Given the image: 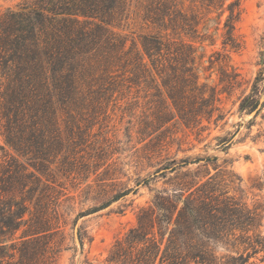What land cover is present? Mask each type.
Wrapping results in <instances>:
<instances>
[{
    "label": "trees",
    "instance_id": "obj_1",
    "mask_svg": "<svg viewBox=\"0 0 264 264\" xmlns=\"http://www.w3.org/2000/svg\"><path fill=\"white\" fill-rule=\"evenodd\" d=\"M126 1L28 0L0 16V71L4 93L12 97L8 101L12 110L7 109L9 114L4 117L9 128L5 139L14 151L50 162L49 158L62 152L66 139L62 125L71 136H79L71 130L75 122L66 118L68 111L84 105L101 107L102 101L125 83L137 87L145 83L146 90H154L152 95L160 105L152 111L157 128L168 123L163 117L168 110L189 130H202L204 122L223 119L220 96L240 85L239 74L227 59L241 47L235 28L242 0H159L152 23H158L161 33L142 37L139 50L133 45L127 48L125 39L109 29ZM217 42L219 50L206 57L205 46L214 47ZM214 73L215 82L211 79ZM256 92L253 86L252 93L240 99V112L257 108L260 101L254 97ZM39 122L47 124L48 137L41 138L32 131ZM229 141L218 143L222 151L231 145ZM200 160L207 166L216 158L196 162ZM185 165L186 161H180L162 170L172 172ZM45 167L42 163L35 167V185L40 189H47L49 183L52 188L59 187L61 183L44 177ZM189 178L178 183L171 196L156 197L152 207L140 211L137 225L113 244L108 264H248L250 257L264 253L261 235L254 231L248 234L255 228L258 215L227 197L208 170L201 177ZM1 191L10 192L6 188ZM129 192L131 189L113 195L99 206L78 213L76 219L106 208ZM41 197L38 193L35 199L38 207ZM15 206L0 224V237L26 226L21 245L38 243L41 247L33 254L19 250L16 262L11 261L14 255L10 253L0 256V264L32 260L33 264H45L48 258L44 253L50 250L59 228L39 211L24 219L26 207L19 202ZM217 244L236 249L235 256L217 257ZM12 246L8 248L14 250Z\"/></svg>",
    "mask_w": 264,
    "mask_h": 264
},
{
    "label": "rangeland",
    "instance_id": "obj_2",
    "mask_svg": "<svg viewBox=\"0 0 264 264\" xmlns=\"http://www.w3.org/2000/svg\"><path fill=\"white\" fill-rule=\"evenodd\" d=\"M25 1L28 0H0V16ZM158 3L159 0H127L109 29L125 39L127 48L133 45L141 49L142 37L161 33L158 23H152ZM235 34L241 47L238 52L228 54L227 62L239 74L240 85L220 96L219 107L224 116L221 121L212 119L210 123L204 122L202 130H189L168 110L163 114L168 123L157 128L152 111L160 105L152 95L154 90H146L145 83L141 88L125 83V87L106 100L97 95L101 107L84 105L68 111L66 118L75 122L71 130L79 136H71L69 129L61 126L68 140L61 144L58 156L49 158L53 164L23 156L6 142L9 128L4 117L9 114L7 109L12 110L8 106L12 97L4 93V75L0 71V224L10 211L16 210L18 202L23 203L24 219L39 211L53 227L59 228V234L50 242V250L47 248L48 253H44V258H48L45 264H108L113 244L137 225L140 211L152 207L156 197L171 196L181 181H190L193 175L201 177L208 170L216 176L227 197H233L258 215L255 228L248 234L254 231L264 239V0H242ZM205 47L207 57L221 46L217 42L214 47ZM211 79L217 80L215 73ZM253 86L257 90L254 97L263 106L257 116L239 111L240 99L251 94ZM32 131L41 138L49 136L47 124L43 126L41 122ZM223 139H230L231 144L225 151L218 145ZM214 157L216 160L207 166H203L204 160L196 162ZM172 161L176 164L186 161L187 165L172 172L162 170L165 166L174 167ZM39 163L46 166L44 177L61 183L59 187L52 188L49 183L47 189H40L35 185L38 176L35 167ZM144 180H148L147 184ZM5 188L10 192L1 191ZM128 189L131 192L124 198L76 219L78 213ZM38 193L42 195L40 207L35 200ZM76 224L77 239L73 231ZM25 228L0 237V242L7 241L0 244V256L10 253L14 255L11 261L16 262L19 250L37 253L40 244L21 245ZM11 243L14 250L8 248ZM235 251L221 244L214 249L217 257L235 256ZM263 256L262 252L253 255L248 264H264ZM33 263V260L26 262Z\"/></svg>",
    "mask_w": 264,
    "mask_h": 264
},
{
    "label": "water",
    "instance_id": "obj_3",
    "mask_svg": "<svg viewBox=\"0 0 264 264\" xmlns=\"http://www.w3.org/2000/svg\"><path fill=\"white\" fill-rule=\"evenodd\" d=\"M261 108H262V103L259 102L257 108H256L254 111H252V114L255 116L256 113H257V111H258L259 109H261ZM77 230H78V227H77V224H76V225L74 226V228H73V231H74V237H75L76 239H77Z\"/></svg>",
    "mask_w": 264,
    "mask_h": 264
}]
</instances>
